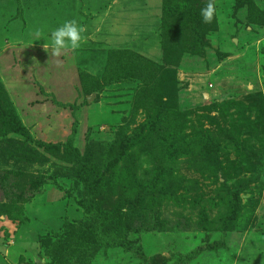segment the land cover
Wrapping results in <instances>:
<instances>
[{
  "label": "rangeland",
  "instance_id": "1",
  "mask_svg": "<svg viewBox=\"0 0 264 264\" xmlns=\"http://www.w3.org/2000/svg\"><path fill=\"white\" fill-rule=\"evenodd\" d=\"M207 3L0 0V264H264V0Z\"/></svg>",
  "mask_w": 264,
  "mask_h": 264
},
{
  "label": "clouds",
  "instance_id": "2",
  "mask_svg": "<svg viewBox=\"0 0 264 264\" xmlns=\"http://www.w3.org/2000/svg\"><path fill=\"white\" fill-rule=\"evenodd\" d=\"M200 14L204 23H212L214 17H218L216 4L214 0H208L207 6L200 10ZM84 27L80 26L76 20L65 21L62 26H59L51 31L50 38L46 44L51 48L52 54L59 56L63 51H76L84 43ZM41 35L39 31L36 33Z\"/></svg>",
  "mask_w": 264,
  "mask_h": 264
},
{
  "label": "trees",
  "instance_id": "3",
  "mask_svg": "<svg viewBox=\"0 0 264 264\" xmlns=\"http://www.w3.org/2000/svg\"><path fill=\"white\" fill-rule=\"evenodd\" d=\"M172 113H174L173 117L168 120V123L165 126H161L157 132H155L154 129L152 130L149 128L150 130L146 134L145 140L140 142V147L138 148V150L134 152V150L131 148L129 154H126L123 157L122 160H123V164H125V166L126 165L128 166V163H125L128 160H129V165L138 163V168L141 165V162H142L141 160H144L145 164L151 165V167H153V168H157V167L160 168L162 166L163 159L159 158L158 155L160 154V152L163 149H165V147H164V144H162L161 142H157L156 140L160 139L161 134H163V137H164V135H166V136L170 135L172 133L171 130L175 129V127L178 125V120L180 119L179 114L175 113V111L174 112L172 111ZM162 116L168 118L165 111L162 112ZM181 127H182V125H181ZM160 129L162 130V133L160 132ZM154 141H155V143L153 144ZM166 143L168 144V142H166ZM132 144L134 145L135 142H133ZM204 147H205V144L203 143V148ZM130 159H133L132 161L134 163H130ZM128 185H129V188H128L127 192H129L130 190H133L135 188V186H134L135 183H133V182L131 184H129V182H128ZM125 215H128V213ZM153 231L163 232L159 229H155ZM166 232H172V231L166 230Z\"/></svg>",
  "mask_w": 264,
  "mask_h": 264
}]
</instances>
